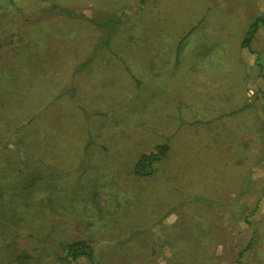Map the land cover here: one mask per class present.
<instances>
[{
	"label": "rangeland",
	"instance_id": "374dc122",
	"mask_svg": "<svg viewBox=\"0 0 264 264\" xmlns=\"http://www.w3.org/2000/svg\"><path fill=\"white\" fill-rule=\"evenodd\" d=\"M67 8L88 18L118 14L122 22L109 41L114 53L104 45L94 50L100 68L76 82L91 97L101 93V107L79 99L66 116L62 102L43 107L73 86L74 64L107 34L84 18L67 16ZM258 15H264V0H0V105L6 113L13 112L12 119L22 121L25 115L18 106L24 102L25 82L33 103L26 112L36 114L27 132L43 129L44 135L52 119L61 128L68 117L78 132L92 130L88 138L94 141L88 149L79 148L78 132L70 136L54 130L51 140H38L31 150L22 142L25 131L16 130L18 122L7 127V121L2 123L0 264H264V25L253 40L254 52L240 46L248 24ZM183 36L186 42L175 57ZM32 39L27 50L25 44ZM18 51L22 61L14 62ZM117 55L125 66H117ZM182 64L190 68L186 76L178 72L168 77L156 68ZM34 72L36 79L27 83L24 73ZM112 76L116 80L109 89L106 80ZM15 85L18 91L12 90ZM168 85L179 94L172 99L167 94L165 105L155 89ZM85 106L94 114H84ZM55 111H60V119ZM56 138L63 147H43ZM167 138L171 149L154 175L131 174V163ZM91 149L96 153L87 164L83 159ZM177 163L182 165L178 171ZM96 177L102 179L93 190ZM35 182L57 186L59 195L68 197L57 196L61 203L42 224L30 216H13L15 210L24 211L21 196ZM163 186L172 189L167 201L159 197L153 206L148 204L151 207L144 201L159 194H136ZM118 191H123L120 212L114 209L107 223L94 224L93 207L107 217ZM74 197L89 208L70 222L77 208L69 202ZM161 204L167 207L160 214ZM133 229L146 232L129 239ZM173 230L180 240L176 247ZM91 234L95 261L59 260L63 244Z\"/></svg>",
	"mask_w": 264,
	"mask_h": 264
},
{
	"label": "trees",
	"instance_id": "16d2710c",
	"mask_svg": "<svg viewBox=\"0 0 264 264\" xmlns=\"http://www.w3.org/2000/svg\"><path fill=\"white\" fill-rule=\"evenodd\" d=\"M57 6L52 4L50 6V10H54ZM64 13L67 14V16L72 17V18H79V19H83L86 20L88 23L90 24H95V26H99L101 30L106 31L107 34L105 36V38L101 41H97L95 42V44L92 46V48L90 49V53L88 54V56H85L81 61H77L74 66H73V71L71 72V77H75V79L70 83L73 86H68L66 88H62L63 90L59 91L60 93H58L56 96L52 97V99L49 102L45 103V106L43 107L44 109H49V108H54L58 103L62 102V104H66L65 109L63 110V113L67 116L69 114V107L70 104H73L74 102L81 103L79 101V99H82L83 101H85L86 103L84 104H88V103H92L96 105V108L101 107V103H99V101L101 100L102 94L101 93H96L94 95H92V97L90 96V94L86 93V92H82V88L81 86L78 85H83L78 84L76 82H78L80 80V78H85V76L87 74H89L88 72H95L92 71L93 68H100V64L99 62L95 59L96 57L94 56V50L98 49L100 46L104 45L105 47H107L108 51H112L111 48H108L109 45V41L110 38L113 37L114 32L117 30V28L119 27V25L121 24V20H120V15L118 14H109L106 15L100 19L98 18H88L85 17L83 14L81 13H75L74 11L67 9H63ZM264 25V15H258L255 18L252 19V21L248 24L243 37L241 39L240 42V46L244 49H246L249 52H254L253 48H252V43L253 40L255 38V35L258 31V29ZM41 29L45 30L46 32V27L45 24H40ZM41 31V30H40ZM42 32V31H41ZM33 39L31 41H29V43L25 44V48L28 50V47L30 45V43H32ZM99 45V46H98ZM180 42L178 43V45H176L175 48V52H178V48H179ZM3 45H0V50L2 49ZM19 47V46H18ZM24 48V46H21L20 48ZM113 52V51H112ZM114 53V52H113ZM112 53V56H114L115 54ZM118 56V55H117ZM116 56V57H117ZM258 56V55H257ZM14 62H20L22 61V57H20L19 51L16 52L15 57H12ZM118 59V64L117 66H125L123 63V60L121 58H119V56L117 57ZM258 57H257V62L256 65L259 67V69H262V65L261 63L258 62ZM114 63L113 59H112V64ZM81 68L85 69V71H81ZM127 69V67H126ZM99 71V70H98ZM1 73H5V71H1ZM37 72H34L32 74H26L24 73L27 83H32L36 77H37ZM98 77L100 76V71L95 73ZM51 73L49 74V77L51 78L52 76H50ZM82 76V77H79ZM110 76V75H109ZM49 81V79H47ZM47 80H45L44 82H47ZM51 80V79H50ZM115 77H109L106 81L109 82V89L112 88L111 85V81L114 87L115 84ZM25 81V80H24ZM106 81L104 83H102L103 87H106ZM138 81V80H137ZM15 82V80H14ZM20 82H22L20 80ZM36 86V85H35ZM22 87H23V92L21 95L24 97V102L19 104V109L24 112V118L22 117L21 119H23L22 121L16 120V119H12L13 112H8L6 113V107H3L2 105H0V127H4L2 126V123L7 121V123L5 124V126L7 127V124L9 122L11 123H15L18 122L19 125L16 127V130H22L25 131L26 137L23 135V144L25 146L30 145L31 146V150L37 146V144L39 143L38 140L42 141H46L48 142L49 140H51V137L53 135H51L50 132H53L54 130H56L58 133L61 132H65L67 131V133L72 136L74 133H77L79 130V127H70V120L68 117H66V121L67 123L65 124V121L63 120V122L61 123V128H57L55 127V125L53 124V120L51 121L49 127H47V133L43 134V129L41 131H36L32 134L30 132H27V129L29 126L33 125V121L35 119L36 114L35 113H31V115L29 116V114L26 112V110L33 105V103L30 101V99L27 97V95L30 93L28 92L31 87L26 84L25 82H22ZM107 88V87H106ZM120 88V87H119ZM136 88V87H135ZM12 90L18 91L17 86L15 85L13 87ZM33 95H38V93L34 91ZM39 96H41V100L40 102H44L45 99L42 98V96H44V92L40 91ZM69 99L73 100V102L70 103ZM50 106V107H49ZM89 106V105H87ZM86 107V106H85ZM16 108L13 107V110H15ZM72 111V110H70ZM84 112V114H94L93 111L90 108H82V110ZM94 111H96V109H94ZM75 113V112H74ZM8 114H11L9 116H6ZM43 114V113H42ZM99 114H102V116L104 115V113H102L100 111ZM23 115V114H22ZM54 117H58L60 119V117H62L60 111H55V115ZM53 117V118H54ZM88 121L87 122H92V120L89 118V116L87 115ZM125 117H119V119H124ZM118 120V119H117ZM101 122H105L103 120V118L101 119ZM69 125V126H68ZM88 127H90V125H88ZM87 130V128H86ZM21 131V132H22ZM79 136H81L80 138H78V142L77 145L82 146L83 149H88L90 148L89 146H91L94 141H92L91 137L93 135V131L92 130H88L85 131L84 129H81L78 132ZM49 144H52L51 146H48ZM63 143L61 142V140L59 138H56L55 142L52 143H44L43 147H63ZM103 148V147H101ZM105 149V148H104ZM171 147L170 144L168 142V138L164 139L163 141H159L156 142V144H154L152 150H150L147 153H143L140 156H138L132 163H131V167H130V171L131 174H133L136 177H150L152 175H154L155 171H156V165L158 163H160L162 160L167 158V155L169 154ZM28 150V149H26ZM26 152V151H25ZM27 153V152H26ZM96 150L95 149H91L87 152H85V156L83 161H85L87 164L92 161L90 160L91 155H95ZM118 156H120V154H117ZM95 162V160H94ZM95 164H97L95 162ZM182 167L181 163H177L174 168L175 170L178 171V169H180ZM171 176H175V171L173 174H171ZM102 178L100 177H96L93 183V190H95V186L96 183L98 181H100ZM109 192L111 193L109 189H107ZM41 191V196L39 198L35 197V193ZM74 191H75V187H74ZM172 189H168L166 188V190H164V186L160 187L159 190H157V187L151 188L150 190H148V192L145 193H149V195H145V193H142L141 190L137 191L136 190V194H142L143 196H151L152 194H159L158 197L156 198H150L148 200H145L144 202L145 205L151 207L153 206L151 203H153L156 200H159L161 197V199L163 198V200L167 201V194L169 192H171ZM123 191H118V192H114L113 193V197H114V203L115 205H110L109 208L107 210L109 211V214L107 215V217H105V215L103 214V211L100 210V208L98 207L99 211H96L95 207H93L92 209V216H93V223H100V222H105L107 223L109 219L113 218V212L114 209H118L119 212L122 209L121 207V198L120 196H122ZM159 192V193H158ZM166 192V193H165ZM96 191H94L93 196H94V200L93 203H95V196H96ZM75 194H77V191H75ZM63 198L64 200H67L68 197H62L61 195H59V189L57 186L54 185H48L47 187L42 186V184H36L35 183H31L29 186H27L25 188V192L24 195L21 196V201H22V205L25 207L24 211L21 212H17L16 210L14 211V215L13 216H30L31 219L33 220H37L40 221L42 224L43 221L45 219H47V215L48 213L59 203V197ZM166 196V197H165ZM124 197H122L123 200ZM5 199V198H4ZM120 199V201H119ZM153 199V200H152ZM155 199V200H154ZM6 200V199H5ZM69 202L71 203V207L73 206H77V208H75L76 210L73 211V213L71 214L72 218L70 220V222H72L73 219H75L78 215H81L80 212L81 210H83L84 208H87L88 211V205L87 203H83L82 205H80L77 197L71 198L69 200ZM150 204V205H148ZM167 204V203H166ZM166 204H161L159 205L158 209L160 214L161 212H163L165 210V208L167 207ZM80 205V206H79ZM162 206V207H161ZM6 216V215H5ZM91 217V216H90ZM69 222V221H68ZM60 224V223H59ZM111 224V220L109 221V225ZM139 224V223H137ZM135 223V225H137ZM52 225H54V222H52ZM51 230H53L55 232L56 228L51 227ZM146 229H133L131 231V234L129 235V239H131L133 237V235L135 233L138 234H142L145 233ZM94 234V233H93ZM175 231L173 230V234L172 236L174 237V240L172 242V246L176 247L178 242L180 240H177L176 236H175ZM93 235H88L85 239H78L76 241H71V242H67L65 244L62 245V249L61 252L58 256L59 260L65 262V263H73L77 260L80 259H84L88 262H93L95 261V257H96V253H95V249L93 247ZM253 239L252 237L250 238V240L248 241V243L246 244L245 249L250 247V243H252ZM174 250L171 249V252H173Z\"/></svg>",
	"mask_w": 264,
	"mask_h": 264
},
{
	"label": "crops",
	"instance_id": "0c3cea01",
	"mask_svg": "<svg viewBox=\"0 0 264 264\" xmlns=\"http://www.w3.org/2000/svg\"><path fill=\"white\" fill-rule=\"evenodd\" d=\"M180 40H181V41H180V45H179V48H178V52L173 51L175 57H176V56L178 55V53L181 51V48H182L183 43L186 42L184 36H183ZM176 45H178V43H177ZM181 52H182V51H181ZM180 61H181V59H180ZM181 63H182V61H181ZM156 68L159 69V70H162V72H163L165 75H167L168 77H172L173 75H177L178 72H180V73H182V74H184V75H185V73H186V75H187V71L190 69V68L185 67L183 64H182L181 66H177V67H163V66L161 65L160 67H156ZM192 68H193V67H192ZM167 70H170V71L173 72V73H172V74H169V73H167ZM186 75H185V76H186ZM185 76H184V77H185ZM184 77H183V78H184ZM157 78H159V77H157ZM183 78H182V79H183ZM186 82H189V81H184L185 85H186ZM185 87H186V86H185ZM179 88H180V87H179ZM155 92H161L162 96L164 97V104L166 105V102H167V101H169L170 99L175 98V97L178 96V94H179V89L171 88L170 85H168V87L164 86V87H161L160 89L156 88V89H155ZM167 94L169 95L168 97H171L170 99L167 98V96H166Z\"/></svg>",
	"mask_w": 264,
	"mask_h": 264
}]
</instances>
